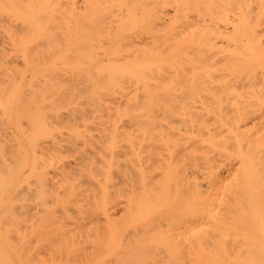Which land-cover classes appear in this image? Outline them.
Wrapping results in <instances>:
<instances>
[{"label": "bare ground", "instance_id": "obj_1", "mask_svg": "<svg viewBox=\"0 0 264 264\" xmlns=\"http://www.w3.org/2000/svg\"><path fill=\"white\" fill-rule=\"evenodd\" d=\"M0 264H264V0H0Z\"/></svg>", "mask_w": 264, "mask_h": 264}]
</instances>
